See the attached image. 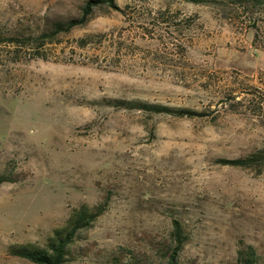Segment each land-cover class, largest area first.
<instances>
[{
  "label": "rangeland",
  "instance_id": "obj_1",
  "mask_svg": "<svg viewBox=\"0 0 264 264\" xmlns=\"http://www.w3.org/2000/svg\"><path fill=\"white\" fill-rule=\"evenodd\" d=\"M88 0H0V264H33L74 209L104 204L64 264H264V0H115L52 42ZM163 13V15H161ZM17 38L23 43L8 42ZM144 101L196 116L117 108Z\"/></svg>",
  "mask_w": 264,
  "mask_h": 264
},
{
  "label": "trees",
  "instance_id": "obj_2",
  "mask_svg": "<svg viewBox=\"0 0 264 264\" xmlns=\"http://www.w3.org/2000/svg\"><path fill=\"white\" fill-rule=\"evenodd\" d=\"M186 3L198 5L203 4V0H183ZM100 6H105L115 11H121L115 0H88L83 7L82 15L79 19L53 24V29L47 33H42L35 39H30L40 46L52 42L61 33H68L71 30L82 27L92 14V11ZM163 15V13H161ZM8 42L23 43L17 38H9ZM3 42V41H0ZM117 108L125 110H138L149 115H172L176 117H193L197 113L188 109L169 108L160 104H150L144 101H118ZM218 164L229 165L237 168L249 169L258 164L264 163V150L252 154L243 159L219 160ZM6 182H13L7 174L0 175V185ZM105 210V205L101 204L93 208L82 205L74 209L67 220L65 227L53 231L48 239L46 248L41 249L31 245L10 246L8 254L10 256L24 259L33 264H64L66 262L67 249L74 240L76 234L89 227ZM173 247L167 259L162 264H179L177 256L182 250L186 237L179 222H172ZM256 250L252 246H241L237 251L236 264H259Z\"/></svg>",
  "mask_w": 264,
  "mask_h": 264
}]
</instances>
